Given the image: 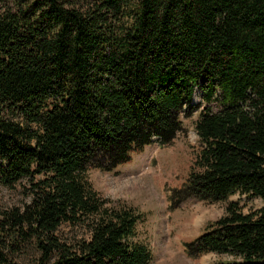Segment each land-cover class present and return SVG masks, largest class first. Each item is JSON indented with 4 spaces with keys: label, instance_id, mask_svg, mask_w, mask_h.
Here are the masks:
<instances>
[{
    "label": "trees",
    "instance_id": "1",
    "mask_svg": "<svg viewBox=\"0 0 264 264\" xmlns=\"http://www.w3.org/2000/svg\"><path fill=\"white\" fill-rule=\"evenodd\" d=\"M197 87L200 150L172 199L263 205L229 204L186 252L264 264V0H0V187L26 198L0 207V264H148L140 215L87 172L171 143Z\"/></svg>",
    "mask_w": 264,
    "mask_h": 264
},
{
    "label": "rangeland",
    "instance_id": "2",
    "mask_svg": "<svg viewBox=\"0 0 264 264\" xmlns=\"http://www.w3.org/2000/svg\"><path fill=\"white\" fill-rule=\"evenodd\" d=\"M200 85V84H199ZM201 92L193 91L191 109L181 117L182 130L173 141L160 146L156 140L145 146L130 160L110 172L90 169L87 181L105 207L125 206L140 215L134 241L144 245L149 253L148 264H218L231 262L229 255L207 253L190 257L185 245L204 233L209 225L226 214L232 204L242 214L253 213L263 205L259 198L235 193L221 201L175 196L192 170L200 144L194 124L204 106ZM37 180L42 179L37 177ZM20 189L0 187V207L21 205L26 201ZM65 237L85 235L80 227H62Z\"/></svg>",
    "mask_w": 264,
    "mask_h": 264
}]
</instances>
